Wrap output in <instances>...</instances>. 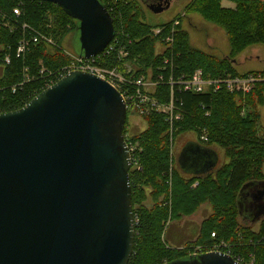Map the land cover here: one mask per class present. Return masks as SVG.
Wrapping results in <instances>:
<instances>
[{"label":"trees","instance_id":"16d2710c","mask_svg":"<svg viewBox=\"0 0 264 264\" xmlns=\"http://www.w3.org/2000/svg\"><path fill=\"white\" fill-rule=\"evenodd\" d=\"M222 1L191 0L183 8L182 16L180 13L167 23L151 26L141 19L138 0H101L112 18L114 36L107 50L93 63L102 69L119 71H123V63H130L136 71L132 72L134 77L151 70L152 78L158 82L156 99L167 103L173 91L175 113L183 117V121H173L172 130L174 124L176 134L195 130L198 138L206 136V146L222 148L231 158L215 179L211 174L186 178L173 169L167 145L170 125L163 114L146 115V129L134 137L128 138L124 128L126 144L136 146L130 151L135 238L128 264H166L191 256L197 245L207 251L221 243H229L224 252L240 264H264V218L259 221L258 231L252 232L251 227L239 222L236 206L240 188L263 179L259 176L264 141L256 136L257 115H240L235 93L225 86L226 79L236 76L235 70L226 60L190 48L187 31L181 25L183 17L193 13L221 26L232 57L251 45H264V1L229 0L233 8H224ZM3 17L9 26L0 25V63L4 67L0 78V113H8L23 108L64 72L69 59L58 46L52 47L45 41L52 38L59 42L68 31H75L77 22L58 6L41 0H0V21ZM175 22L178 24L174 25ZM155 30L160 32L155 34ZM165 37L172 39L169 48L158 54L155 46H164ZM119 50H124L125 58L119 59ZM196 70H201L206 78L219 80V89L193 94L177 84L178 77L189 76ZM260 74L264 75V71ZM262 95L264 82H257L249 91V101L254 105L251 97ZM194 182L198 186L191 189ZM147 193L154 198L163 195V199L152 208L135 209ZM204 201L212 203L213 213L201 224L194 244L181 250L169 247L165 239L168 216L173 220Z\"/></svg>","mask_w":264,"mask_h":264},{"label":"water","instance_id":"95a60500","mask_svg":"<svg viewBox=\"0 0 264 264\" xmlns=\"http://www.w3.org/2000/svg\"><path fill=\"white\" fill-rule=\"evenodd\" d=\"M74 19L79 51L90 59L114 36L101 0H41ZM150 12L176 0H142ZM121 94L107 81L71 71L23 108L0 113V264H128L135 223L123 135ZM217 163L206 147L187 143L185 173L204 176ZM238 219L264 218V180L244 184ZM166 264H240L206 252Z\"/></svg>","mask_w":264,"mask_h":264},{"label":"rangeland","instance_id":"374dc122","mask_svg":"<svg viewBox=\"0 0 264 264\" xmlns=\"http://www.w3.org/2000/svg\"><path fill=\"white\" fill-rule=\"evenodd\" d=\"M190 2L191 0H176L168 8L158 12H150L139 3V15L143 22L151 26L167 23L180 13H182V16L184 13L183 8ZM233 5L232 1H222V6L224 8H233ZM188 14V18L183 17L181 25L182 28L187 31L188 45L190 48L210 54L217 60H226L236 72V76L232 77L233 79L249 80V78H254V80H257L255 83L264 82V75L260 74L264 71V45H251L232 57V55L230 56V45L227 34L221 26L204 21L198 14ZM51 18L49 17L50 20ZM52 22L53 21H51V23ZM0 25L9 26V23H6L5 18L3 17L0 21ZM52 25V28L54 29V22ZM155 31L158 32V30ZM45 42L52 47L58 46L67 59H69V62L66 63V68L71 66L74 62V56H76L79 51L78 35L76 32L68 31V33L65 34L59 42L52 38H47V41ZM162 48V45L157 44L155 46V52H161ZM3 69L4 67L2 63H0V78L3 75ZM147 73L150 74L151 70H147L146 74ZM243 85L244 84L241 86L243 87ZM234 93L237 106L236 108L239 109L241 116L245 117L248 113L252 112L257 115L258 120L256 123V136L258 139L264 141V95L261 97H251L255 102L253 105L252 102L249 101V92L240 89V91H234ZM144 117V115L129 111L124 127L128 138L134 137L146 129L147 122ZM179 121H183V117H181ZM168 130H170V128ZM175 131L176 128L174 124L173 130L171 132L169 131L170 137L168 139L169 144L167 143V145L169 146L173 169L178 175H181L176 164L178 153L186 141L192 140L195 136H198L195 130H182L177 134ZM132 146L136 147L134 145ZM212 147L216 149L219 154V164L211 173V175H213V179H215L217 177V172L222 171L223 168H226V166L230 164L231 158L226 156L224 149L217 146ZM259 177H262V180H264V162L261 166ZM253 179L257 178L254 177ZM197 186L198 183L194 182L191 189H194ZM162 199L163 195L154 198L148 194L145 196L144 200L135 205V209H138L140 206H143L144 208H152L155 202L161 201ZM212 213V203L210 201H204L199 203L194 210H191L180 217H175L173 220L170 216H168L165 228V239L167 241V245L171 248H178L179 250L183 249L187 244L193 245L199 234L201 224L208 216L212 215ZM239 222L245 226L251 227L252 232H257L260 226V223L257 221L254 223H245L243 220L239 219ZM216 245L214 244V246ZM225 245L229 246V243H225ZM203 251L205 250L202 246L197 245L193 247L191 254H201L199 252Z\"/></svg>","mask_w":264,"mask_h":264},{"label":"built area","instance_id":"2783aa9c","mask_svg":"<svg viewBox=\"0 0 264 264\" xmlns=\"http://www.w3.org/2000/svg\"><path fill=\"white\" fill-rule=\"evenodd\" d=\"M177 24L178 22L174 23V25ZM159 32L160 30H158V32L156 31L155 34H158ZM171 40L172 39H170L169 37H165L164 39H162V43H164L165 45L162 46V51L158 52V54H162L167 47L169 48ZM109 45L104 49L103 52L107 50ZM100 54L90 59H79L74 56V62L71 64V66L65 68L63 70L64 72L60 73L57 76V80L51 85L55 84L57 81H59L62 77H64L67 73L71 71H83L92 73L94 75H97L101 79L107 81L111 86L118 90L126 104L127 111L136 112L144 116L151 113L163 114V116H165L164 121L169 123V131L171 132L173 121L180 119V114L175 113V108L173 104V91H171L169 102H160L155 97V91L158 82L157 80H154L152 78L151 73H147L146 75L142 74L137 77H134L132 75V72L135 70L130 65V63H123V71H119L117 68H112L108 70L102 69L93 63L94 59ZM125 56L126 53L124 52V50H119V59L125 58ZM256 81L257 80H254V78H249V80H237L235 78H228L225 81V86L229 92L240 91V89L249 92L252 85ZM177 84L182 87L185 91H189L193 94H205L210 91L215 92L216 90H218L220 82L216 79L206 78L204 77L201 70H196L189 76L181 75L180 77H178ZM242 84H244L243 87L241 86ZM120 91H122V93ZM199 139L203 143L207 141L206 136H201ZM127 148L130 154V151H134L133 149L135 147L129 144L127 145ZM212 237H214V234H212ZM226 249L227 246L224 243H221L212 247L211 249H208L204 253L215 251L228 254L224 252L226 251ZM192 255H195V253H193Z\"/></svg>","mask_w":264,"mask_h":264},{"label":"crops","instance_id":"0c3cea01","mask_svg":"<svg viewBox=\"0 0 264 264\" xmlns=\"http://www.w3.org/2000/svg\"><path fill=\"white\" fill-rule=\"evenodd\" d=\"M223 1H224V0H223ZM263 1H264V0H263ZM221 4H222V2H221ZM233 7H234V5H233ZM187 143H195V144L200 145V146H202V147H206V148H208V149H210L211 151H213V152L216 153V155H217V163H216L215 167H214L210 172L207 173V174H211V173L217 168V166H218V164H219V154H218L217 150L214 149L212 146H206V145H205L203 142H201L200 139H199L198 137H196V136H195L194 139L186 141V142L184 143V145L182 146V148H183ZM182 148H181V150H182ZM181 150L179 151L178 156H179ZM176 164H177V167H178V169H179V172H180L181 176L186 177V178L197 177V176H195V175H193V174L185 173V172H183V171L181 170L180 166L178 165V157H177ZM207 174H206V175H207Z\"/></svg>","mask_w":264,"mask_h":264},{"label":"flooded vegetation","instance_id":"af4514ba","mask_svg":"<svg viewBox=\"0 0 264 264\" xmlns=\"http://www.w3.org/2000/svg\"><path fill=\"white\" fill-rule=\"evenodd\" d=\"M138 2H139L140 4H142V6H144V7L147 9L146 5L143 4V1H142V0H138ZM147 10H148V9H147ZM148 11H149V10H148Z\"/></svg>","mask_w":264,"mask_h":264}]
</instances>
